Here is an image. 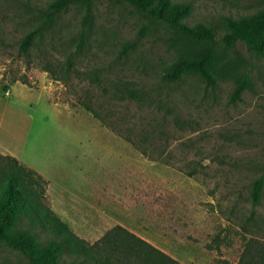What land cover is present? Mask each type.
Listing matches in <instances>:
<instances>
[{"label": "rangeland", "instance_id": "1", "mask_svg": "<svg viewBox=\"0 0 264 264\" xmlns=\"http://www.w3.org/2000/svg\"><path fill=\"white\" fill-rule=\"evenodd\" d=\"M50 1L0 0V95L13 91L19 159L45 179L71 178L77 205L95 206L65 208L74 227L48 191L45 201L91 242L122 224L185 264H238L247 238L264 241V193L259 204L251 194L264 172V56L244 41L217 44L216 84L192 72L167 81L163 71L205 43L126 0H96L85 41L84 8L72 5L22 52ZM174 1L191 4L189 23L219 31L228 16L264 7ZM244 77L248 87L233 101ZM0 264L33 263L3 243Z\"/></svg>", "mask_w": 264, "mask_h": 264}, {"label": "trees", "instance_id": "2", "mask_svg": "<svg viewBox=\"0 0 264 264\" xmlns=\"http://www.w3.org/2000/svg\"><path fill=\"white\" fill-rule=\"evenodd\" d=\"M95 1L51 0L43 18L20 40V50L28 54L36 39L72 5L84 8L82 21L85 29L81 39L85 41L87 28L93 21ZM126 1L146 16L165 21L205 43L203 50L182 54L168 66L163 71L167 81H178L192 72L201 75L208 85L216 84L218 73L213 65L217 44L233 48L238 41H244L250 50L264 56V7L255 14L228 16L224 30L219 31L211 23H189L187 18L192 10L189 2ZM129 47L125 45L123 51L127 52ZM248 83L246 77L238 82L232 94L233 101L242 98ZM86 107L99 117L91 105ZM43 184L48 181L38 170L14 155L0 152V246L7 243L23 252L33 264H185L122 224L108 229L94 242L80 236L45 201L48 193ZM263 193L264 172L253 183L254 204L261 202ZM238 264H264V241L247 238Z\"/></svg>", "mask_w": 264, "mask_h": 264}, {"label": "crops", "instance_id": "3", "mask_svg": "<svg viewBox=\"0 0 264 264\" xmlns=\"http://www.w3.org/2000/svg\"><path fill=\"white\" fill-rule=\"evenodd\" d=\"M12 93L11 89L10 93L6 94L7 96L0 95V151L18 157L13 148L18 139H24V130L20 131L18 129L17 109L15 104L12 107V101L10 100ZM65 173L68 172L65 171ZM47 180V191L51 197L53 208L57 209L67 222L76 227L75 223L67 217L69 212L68 210L66 212L65 208H94L95 205L90 201L77 205L78 203L75 202L76 194L73 191L75 190V183L71 182V178L67 179L66 177L54 175L48 177Z\"/></svg>", "mask_w": 264, "mask_h": 264}, {"label": "built area", "instance_id": "4", "mask_svg": "<svg viewBox=\"0 0 264 264\" xmlns=\"http://www.w3.org/2000/svg\"><path fill=\"white\" fill-rule=\"evenodd\" d=\"M9 91H7V93H8Z\"/></svg>", "mask_w": 264, "mask_h": 264}]
</instances>
